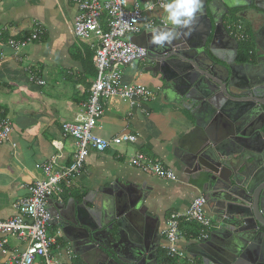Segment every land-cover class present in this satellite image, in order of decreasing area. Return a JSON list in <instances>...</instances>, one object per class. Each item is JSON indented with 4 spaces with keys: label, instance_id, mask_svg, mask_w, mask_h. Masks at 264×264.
I'll return each instance as SVG.
<instances>
[{
    "label": "crops",
    "instance_id": "obj_1",
    "mask_svg": "<svg viewBox=\"0 0 264 264\" xmlns=\"http://www.w3.org/2000/svg\"><path fill=\"white\" fill-rule=\"evenodd\" d=\"M78 1L0 0V120H8L14 129L11 142L0 145V221L17 216V203L29 196L28 189L37 180L44 179L40 165L55 161L57 168H64L73 163L76 144L65 136L62 127L76 122L88 104L98 76L93 57L100 46V39L96 37L86 42L70 32L80 13ZM129 1L130 5L134 4V0ZM140 1L145 9L146 0ZM207 1L213 8H208V21L196 20L192 25L190 32L194 42H201L202 37L210 35L209 46L213 40L216 42L214 51L218 56L232 57L234 43L230 37L237 42L231 22L234 20L251 36V50L256 49L254 36L260 34L258 31L264 23L253 19V6L246 3L240 10L241 16L233 19L224 16L222 22L218 21L224 11L222 0ZM240 1L242 3V0L238 3ZM147 15L154 21V27L161 28V19L171 27L162 10ZM105 18L102 17L100 24L108 30ZM36 24L41 26L42 32L36 40L28 41L35 33ZM261 39L257 37L258 41ZM11 41L22 44L13 49ZM240 47L239 43L238 55ZM142 66L127 65L118 69L125 82L149 87L154 93L152 101L144 105H131L119 99L103 101V115L93 131L105 140L129 133L138 137L137 144L116 146L103 153L92 151L84 169L71 185L62 186V194L53 201L59 203L60 198L63 204L83 205L88 194L93 196L112 185L134 190L146 187L149 213L160 217L161 229L165 230L172 212H185L194 199L203 197L201 188L199 190L185 173L188 168L184 158L193 144L189 132L194 120L190 112L174 105V96L161 93L162 86L157 80L150 75L138 79ZM137 152L172 170L176 179H160L134 168L130 158ZM205 214L211 217L207 206ZM186 226H181L183 234L177 247L193 260L188 252L196 238H191L190 234L194 230L197 233L200 227ZM57 230L50 226L49 233L54 235ZM162 238L163 245L168 246L164 233ZM0 240L7 241V253L0 249V264H16L27 244L17 235H0ZM62 245L63 239H60L52 258L59 264H69L62 254ZM165 249L159 250V264H162ZM71 260L75 262L74 258ZM193 262L201 264L200 259ZM35 264H45V261L37 258ZM177 264L189 262L182 258Z\"/></svg>",
    "mask_w": 264,
    "mask_h": 264
},
{
    "label": "water",
    "instance_id": "obj_2",
    "mask_svg": "<svg viewBox=\"0 0 264 264\" xmlns=\"http://www.w3.org/2000/svg\"><path fill=\"white\" fill-rule=\"evenodd\" d=\"M236 1L222 0L218 21L241 16L248 3L253 19L264 23V0ZM208 8L213 4L203 0L196 20L208 21ZM258 32L262 52L256 62L244 63L238 62L239 44L232 37L228 59L214 51V40L209 46L210 35L194 42L192 33L182 34L163 48L149 43L150 30L133 39L147 51L135 64L144 65L138 79L157 80L161 93L174 96V105L194 120L185 173L201 188L212 221L208 238L196 239L188 252L201 264H264V25ZM147 201L146 187L122 185L88 194L83 205L50 200L51 226L62 235L65 259L69 264H159V250L167 246L161 219L152 217Z\"/></svg>",
    "mask_w": 264,
    "mask_h": 264
},
{
    "label": "built area",
    "instance_id": "obj_3",
    "mask_svg": "<svg viewBox=\"0 0 264 264\" xmlns=\"http://www.w3.org/2000/svg\"><path fill=\"white\" fill-rule=\"evenodd\" d=\"M162 0L149 1L145 10L140 0H79L80 13L70 32L78 39L88 42L92 37L100 39V46L93 61L98 71L91 97L85 110L74 123H66L62 130L65 136L76 141L77 150L73 163L69 167L57 168L55 161L39 166L44 179L37 180L29 190V196L17 203L18 214L8 221H0V235H17L27 244L26 250L16 260V264H35L37 258L45 264H59L52 258V249L56 245V236H51L49 228L52 217L49 212V201L59 197L63 184L71 185L73 179L85 166V162L92 150L104 152L116 146L137 144L138 137L123 133L111 140L96 136L93 131L97 121L103 113V101L119 99L131 105L148 104L154 97L153 91L144 85L126 83L118 67L133 65L145 58L147 52L130 41L129 37L139 35L144 29L153 27V20L145 13L154 14L160 7ZM163 11V10H162ZM106 17L108 30L100 22ZM164 23L163 20H160ZM236 35L240 39L246 38L242 34V26H234ZM42 28L35 25V33L28 41H33L41 34ZM22 43L10 42L13 49ZM1 66V61H0ZM44 85V82H40ZM142 105V104H141ZM14 132L8 120H0V145L11 142ZM101 144L103 145L101 147ZM15 147L16 145L13 144ZM131 165L143 173L167 180H175V173L161 163L149 158L146 154L137 152L130 158ZM59 202H62L59 198ZM204 198L193 200L185 212H172L166 222L165 235L169 241V255L183 256L177 244L182 238V222L195 223L201 227V238H208L212 227L211 220L205 214ZM60 233L57 234V236ZM6 240H0V249L4 253Z\"/></svg>",
    "mask_w": 264,
    "mask_h": 264
},
{
    "label": "clouds",
    "instance_id": "obj_4",
    "mask_svg": "<svg viewBox=\"0 0 264 264\" xmlns=\"http://www.w3.org/2000/svg\"><path fill=\"white\" fill-rule=\"evenodd\" d=\"M160 7L171 27L164 29L151 27L149 43L163 48L171 45L182 34H191L192 25L203 12V0H162Z\"/></svg>",
    "mask_w": 264,
    "mask_h": 264
},
{
    "label": "bare ground",
    "instance_id": "obj_5",
    "mask_svg": "<svg viewBox=\"0 0 264 264\" xmlns=\"http://www.w3.org/2000/svg\"><path fill=\"white\" fill-rule=\"evenodd\" d=\"M149 1H155V0H146V4H147V2H149ZM140 3H141V1H140ZM145 8H146V6H145ZM145 10V9H144ZM145 13L146 14H148L146 11H145ZM150 18V17H149ZM151 19V18H150ZM162 20V19H161ZM164 21V20H163ZM154 22V21H153ZM231 22L234 24V26H236V25H241V24H237V23H235L236 21H234V20H231ZM166 22L164 21V23H162L161 21H160V24L162 25L161 27H167L168 25H166L165 24ZM155 26V24H153V27ZM242 26V25H241ZM150 30V28L149 29H144L143 31H142V33H140L139 35H135V36H133V37H129L130 38V41L132 42V43H134L133 42V39L134 38H136V37H138V36H140L141 34H143V32H146V31H149ZM242 34L246 37V38H244L243 40L242 39H240V38H238L237 37V35L235 36V38L237 39V43L239 44V43H245V42H248V43H250L251 42V36L250 35H248L247 33H245L244 32V28H243V26H242ZM135 44V43H134ZM135 45H137V44H135ZM138 46V45H137ZM138 47H140V46H138ZM142 48V47H141ZM146 50V49H145ZM147 52V51H146ZM146 56H147V54H146ZM145 56V57H146ZM144 59V58H143ZM143 59H141V60H143ZM141 60H138V61H141ZM137 61V62H138ZM248 62H250V60L248 61ZM93 63H94V61H93ZM135 64H136V62L133 64L134 66H135ZM95 65V64H94ZM96 67V66H95ZM118 71H119V69H118ZM120 72V71H119ZM120 74H121V76H122V73L120 72ZM98 77V76H97ZM122 78H123V76H122ZM97 80V79H96ZM95 80V81H96ZM124 80V79H123ZM127 83V82H126ZM94 84V83H93ZM93 87V86H92ZM92 90V89H91ZM90 97H91V95H90ZM126 103V102H125ZM102 115H103V113H102ZM101 115V116H102ZM100 116V117H101ZM99 120V119H98ZM97 125H98V121H97ZM96 128H97V126H96ZM95 128V129H96ZM94 129V130H95ZM97 136V135H96ZM99 137V136H98ZM74 140V139H73ZM75 141V140H74ZM75 144H76V141H75ZM76 150H77V147H76ZM92 151H95V150H92ZM91 151V152H92ZM91 152H90V154H91ZM95 152H98V151H95ZM98 153H103V152H98ZM90 154H89V156H90ZM89 156H88V158H89ZM87 158V159H88ZM86 162H87V160H86ZM86 162H85V165H86ZM85 167V166H84ZM84 169V168H83ZM82 169V170H83ZM168 169V168H167ZM77 176V175H76ZM64 185V184H63ZM62 185V186H63ZM62 186H61V188H62ZM62 194V193H61ZM60 194V195H61ZM60 197V196H59ZM202 198H204V197H202ZM51 200H54V198H52ZM50 202V201H49ZM205 206H207L206 204H205ZM209 218V217H208ZM168 219V218H167ZM210 219V218H209ZM211 220V219H210ZM167 222V221H166ZM182 223H186V222H182ZM187 224H195V223H187ZM196 225H198V224H196ZM199 226V225H198ZM200 227V226H199ZM165 229H166V224H165ZM165 232V230H163V233ZM209 232H210V230H209ZM209 232H208V236H209ZM58 233H60L59 232V230H58ZM61 234V233H60ZM164 235H165V233H164ZM62 236V235H61ZM165 237H166V235H165ZM56 238H57V233H56ZM198 238H200V239H204V238H201V227H200V230H199V235H198V237H196V239H198ZM165 240L167 241V243H168V246H167V249H165L166 250V255H167V257H170V258H172V259H187V261L189 262V264H191L193 261H190L189 259H188V257H186V256H188L187 255V253L185 252V251H183V250H181V249H179L178 247V250L181 252V253H183L184 255L181 257V256H177V257H171L170 255H169V251H168V249H169V245H170V243H169V241L167 240V238H165ZM179 243V242H178ZM57 245H58V243L56 242V245L54 246V248L55 247H57ZM53 248V249H54ZM53 249H52V255H53ZM192 264H194V262L192 263Z\"/></svg>",
    "mask_w": 264,
    "mask_h": 264
},
{
    "label": "trees",
    "instance_id": "obj_6",
    "mask_svg": "<svg viewBox=\"0 0 264 264\" xmlns=\"http://www.w3.org/2000/svg\"><path fill=\"white\" fill-rule=\"evenodd\" d=\"M250 45L248 42H245V43H240V52H239V56L238 58L240 59V62H248L250 57H249V54H250V51H251V48H250ZM189 224H185V223H182L181 226L184 228H186ZM199 235V228H198V231L197 233L195 232V230L190 234L191 238H196L198 237ZM163 261L161 262L162 264H174V260L170 257H167L166 253L163 255Z\"/></svg>",
    "mask_w": 264,
    "mask_h": 264
},
{
    "label": "flooded vegetation",
    "instance_id": "obj_7",
    "mask_svg": "<svg viewBox=\"0 0 264 264\" xmlns=\"http://www.w3.org/2000/svg\"><path fill=\"white\" fill-rule=\"evenodd\" d=\"M257 36V35H256ZM256 36H254L255 38H256V44H258L257 46H256V49H254V50H251L250 51V54H249V57H250V61L251 62H256V60H257V58H258V54L259 53H261L262 51H261V49H260V45H259V42H261V41H258L257 40V37ZM238 62L239 63H244V62H240V59L238 58ZM206 207V206H205ZM164 230V229H163ZM60 232V231H59ZM56 233L58 234V230L56 231ZM62 240V236H61V234H59L58 236H57V238H56V242L58 243L59 242V240ZM174 260V264H177V262H175V259H173Z\"/></svg>",
    "mask_w": 264,
    "mask_h": 264
},
{
    "label": "rangeland",
    "instance_id": "obj_8",
    "mask_svg": "<svg viewBox=\"0 0 264 264\" xmlns=\"http://www.w3.org/2000/svg\"><path fill=\"white\" fill-rule=\"evenodd\" d=\"M51 236H56V232L54 233V235H51ZM179 261H180V259L175 260V262H178V263H179Z\"/></svg>",
    "mask_w": 264,
    "mask_h": 264
}]
</instances>
